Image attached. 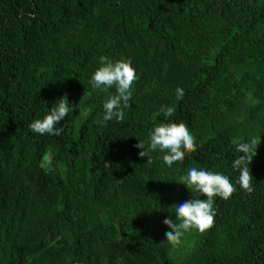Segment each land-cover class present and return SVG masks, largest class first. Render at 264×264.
<instances>
[{
	"label": "trees",
	"instance_id": "1",
	"mask_svg": "<svg viewBox=\"0 0 264 264\" xmlns=\"http://www.w3.org/2000/svg\"><path fill=\"white\" fill-rule=\"evenodd\" d=\"M101 56L136 71L123 121H103L116 88L90 83ZM65 94L64 131L32 132ZM160 123L196 151L140 157ZM253 138L248 193L232 161ZM190 167L236 191L173 246L172 206L206 199L182 185ZM0 264H264V0H0Z\"/></svg>",
	"mask_w": 264,
	"mask_h": 264
},
{
	"label": "clouds",
	"instance_id": "2",
	"mask_svg": "<svg viewBox=\"0 0 264 264\" xmlns=\"http://www.w3.org/2000/svg\"><path fill=\"white\" fill-rule=\"evenodd\" d=\"M99 61L101 66L95 70L90 81L93 88L100 90L112 88L113 86L116 88V94L110 96L103 104V121H111L113 118L123 121V108L130 107L132 85L137 79L136 71L132 67L131 60L112 61L106 56H101ZM183 96V89L177 88V99L182 100ZM54 105L49 114L45 115L43 119H36L29 124L32 132L41 135L59 136L64 131L63 126H58V124L71 111L67 94ZM161 112L167 119L173 116L175 109L163 106ZM136 147L142 150L139 152V156L142 158L149 156L152 151L158 150L165 153L162 159L168 167H171L176 162L183 161L186 152H195L196 142L195 137L184 123H160L149 132L147 148H145V143L143 142H138ZM257 147L258 141L255 138L249 142H241L236 148V151L241 153V155L235 157L232 161V167L239 173L237 183L248 193L254 190L252 187L253 177L249 165L256 155ZM150 162V160L147 161V163ZM49 170L51 169L49 168ZM181 181L183 182L182 185L189 190H194L199 195L205 196L206 199L202 200L194 197L191 200L172 206L175 210V220L170 216L163 223L170 229V231L165 233L166 241L173 246L180 244L181 237L185 231L195 228L200 232H204L210 229L214 225L216 216L213 198L220 197L227 200L236 191L229 177L221 173H214L195 167H190L186 175L181 177ZM177 220L179 223H177Z\"/></svg>",
	"mask_w": 264,
	"mask_h": 264
}]
</instances>
